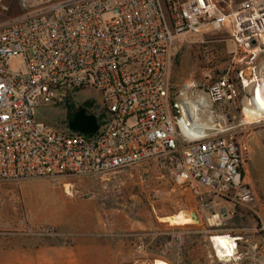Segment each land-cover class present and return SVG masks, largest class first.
<instances>
[{
	"label": "built area",
	"instance_id": "1",
	"mask_svg": "<svg viewBox=\"0 0 264 264\" xmlns=\"http://www.w3.org/2000/svg\"><path fill=\"white\" fill-rule=\"evenodd\" d=\"M0 9L8 11L1 1ZM202 30L229 31L235 57L240 54L245 66L209 84L190 80L177 95L172 59L182 38ZM263 54L264 0H241L236 9L233 0H64L0 27V183L93 177L170 162L172 177L188 190L199 217L212 212L202 224L215 264H236L243 238L220 228L238 214L250 215L264 238V206L246 177L250 147L222 124L253 98L247 86L262 81ZM21 55L26 71L14 74L8 62ZM90 91L99 99L80 101ZM184 92L208 97L213 131L200 137L184 133L178 103ZM86 101L95 104L82 107ZM48 105L66 109L65 128L37 118L39 107ZM72 106L76 110L68 117ZM82 108L98 122L91 136L69 128ZM263 123L264 118L241 126ZM217 200L229 208L215 213ZM35 234L59 236L52 226ZM218 236L232 241L222 254Z\"/></svg>",
	"mask_w": 264,
	"mask_h": 264
},
{
	"label": "rangeland",
	"instance_id": "2",
	"mask_svg": "<svg viewBox=\"0 0 264 264\" xmlns=\"http://www.w3.org/2000/svg\"><path fill=\"white\" fill-rule=\"evenodd\" d=\"M0 1L8 7L7 12L0 9V27L3 28L64 0ZM240 1L233 0L234 9ZM235 52L236 46L227 30H202L182 38L170 68L177 95L183 91V84L190 80L209 84L226 72L233 75L240 70L245 63L240 54L235 57ZM28 56L31 57L30 50ZM260 59L264 62V56ZM8 66L14 74L25 72V56L10 59ZM89 97L99 99V93L85 92L80 101ZM233 115L222 126L232 127L250 147L251 159L246 177L264 206V123L258 128L247 126L245 130L241 126L256 116L264 118V113L249 116L243 109L242 113ZM37 118L65 128L67 111L51 105L40 106ZM171 168L170 162L151 161L93 177L1 182L0 204L4 201L17 203L21 213L19 218L28 222L32 217L36 222L54 226L59 237L66 234L80 236L83 264H154L158 260L167 264H215L208 235L204 233L207 225L202 224V220L212 214L211 211H202L203 219L199 217V224L178 226L160 220L181 211L192 210L198 214L193 198L172 177ZM216 202L215 213L229 208L222 200ZM244 216L247 217L240 218L239 224L233 226H251L247 219L254 218ZM8 221L15 224V214H10ZM0 233L11 232L1 227ZM69 241L74 244L72 239ZM244 242H241L240 249L247 247Z\"/></svg>",
	"mask_w": 264,
	"mask_h": 264
},
{
	"label": "crops",
	"instance_id": "3",
	"mask_svg": "<svg viewBox=\"0 0 264 264\" xmlns=\"http://www.w3.org/2000/svg\"><path fill=\"white\" fill-rule=\"evenodd\" d=\"M17 205V203L6 201L0 204V229L2 227L3 230L11 232L0 233V264H83V246L80 236L73 234H66L62 237L37 235L35 231L51 225L36 222L32 217L25 222L24 218H19L21 213ZM198 209L199 207H197V212H199ZM12 213L17 219L15 224L8 221ZM243 217L247 216L238 214L235 219L226 221L220 232L241 236L245 241L247 247L239 250L240 260L236 264H264V238L254 230L257 225L256 220L247 219L252 224L251 226H233V224H239L237 221ZM163 223L169 224L170 222ZM13 226L18 229H14ZM71 239L73 245L70 241L68 242Z\"/></svg>",
	"mask_w": 264,
	"mask_h": 264
},
{
	"label": "bare ground",
	"instance_id": "4",
	"mask_svg": "<svg viewBox=\"0 0 264 264\" xmlns=\"http://www.w3.org/2000/svg\"><path fill=\"white\" fill-rule=\"evenodd\" d=\"M258 74L261 80H254L248 83V92L253 94L251 100L246 99L244 109L247 115L256 116L264 113V63L261 64ZM179 106L182 109L181 127L184 133L189 137H200L203 134L213 131L215 126L210 113V103L208 97L203 93L194 95L192 92H184L178 99ZM196 103L201 104L199 108ZM261 119L259 116L254 117L253 121ZM252 122V121H251ZM162 222L174 223L178 226L199 224L194 215L189 212L181 211L174 215H169L160 219ZM218 252L223 253L222 249H228L232 241L229 238L218 236L214 239ZM154 264H167L162 260Z\"/></svg>",
	"mask_w": 264,
	"mask_h": 264
},
{
	"label": "water",
	"instance_id": "5",
	"mask_svg": "<svg viewBox=\"0 0 264 264\" xmlns=\"http://www.w3.org/2000/svg\"><path fill=\"white\" fill-rule=\"evenodd\" d=\"M255 44V42H253ZM69 128L73 132L91 136L98 130V122L95 116L87 115L84 108L80 109L73 117L69 119ZM194 215L195 219H199L198 214L192 210L188 211ZM163 219V217H161ZM159 219V217H158ZM200 223V219L197 220Z\"/></svg>",
	"mask_w": 264,
	"mask_h": 264
},
{
	"label": "trees",
	"instance_id": "6",
	"mask_svg": "<svg viewBox=\"0 0 264 264\" xmlns=\"http://www.w3.org/2000/svg\"><path fill=\"white\" fill-rule=\"evenodd\" d=\"M262 56H264V54ZM94 104H95L94 101H86V102H84L82 104V107H87L88 108V107H92ZM75 110L76 109L73 106L72 107H69L68 108V117H70L72 115L73 111H75Z\"/></svg>",
	"mask_w": 264,
	"mask_h": 264
}]
</instances>
